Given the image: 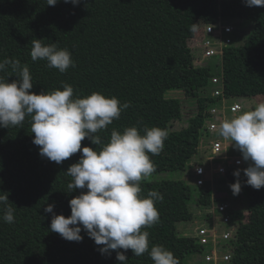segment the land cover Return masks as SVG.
Segmentation results:
<instances>
[{
  "label": "trees",
  "instance_id": "trees-1",
  "mask_svg": "<svg viewBox=\"0 0 264 264\" xmlns=\"http://www.w3.org/2000/svg\"><path fill=\"white\" fill-rule=\"evenodd\" d=\"M231 18L249 21L251 28L244 31L227 20ZM220 20L233 25V33L243 37L242 42L235 45L234 38L222 58L196 64L200 57L190 51V41L195 35L202 37V22L218 24ZM36 39L67 49L75 67L60 73L48 68L45 60L32 61L30 51ZM256 39H264V7H248L244 0H79L77 5L59 0L55 6H47V0H0V61L19 60L22 66L27 65L33 83L30 91L36 94L63 90V84H68L74 99L97 92L115 96L121 104L128 102L130 106L120 118L96 134L101 145L86 138L81 147L101 150L113 130L123 132L135 126L143 135L144 129L158 127L167 132L164 148L159 155L149 156L156 169L153 174L159 175L184 172L194 157L202 155L200 149L210 135L207 120L213 105L221 101V96L212 95L214 76H223L229 96H264V42ZM0 76L9 82L17 79L10 68ZM193 101L196 111L190 113L189 125L172 129L173 122L185 116V102ZM33 138L30 117L20 126L0 128V194H7L8 203L15 208L14 222L8 224L2 219L0 205V264H121L115 251L101 254L102 246L83 229L80 242L67 241L49 230L53 214L45 213L44 207L53 204V212L67 218L71 215L70 199L87 191L68 193L67 189L71 177L66 171L81 153L57 165L39 155ZM247 166L245 162L239 167L240 178L245 180L243 169ZM223 179L218 177L215 182L225 183ZM140 184L141 197L152 190L163 196L155 202L159 222L142 228L149 233V247L181 250L184 258L202 250L196 237L177 235L176 224L194 218L192 205L207 208L206 217L211 220L213 188L209 182L196 187V200L192 186L181 178ZM244 193L250 203L261 199L264 206V187L256 190L245 184ZM242 216L234 211L235 219ZM260 223L259 232L264 221ZM237 234L239 238L232 241L234 261L252 264L255 259L251 257L264 248V233L260 239L243 236L241 231ZM125 255L126 264H153L147 252L135 257L129 249Z\"/></svg>",
  "mask_w": 264,
  "mask_h": 264
},
{
  "label": "clouds",
  "instance_id": "clouds-1",
  "mask_svg": "<svg viewBox=\"0 0 264 264\" xmlns=\"http://www.w3.org/2000/svg\"><path fill=\"white\" fill-rule=\"evenodd\" d=\"M58 2L47 0V6H55ZM64 2L77 5L79 0ZM244 3L248 7H264V0H244ZM192 30H197V24L193 23ZM198 49L202 53V47ZM30 56L32 61H47L48 68L58 69L60 73L75 67L71 53L59 49L55 42L45 45L42 39L33 40ZM9 68L17 79L9 82L0 76V128L20 126L26 117H30L32 142L39 147L42 158L59 165L73 154L81 153L78 162L66 171L71 177L67 189L68 193L77 189L87 191L70 199L71 215L67 218L56 215L53 204L44 207L45 213L53 214L49 230L67 241L80 242L83 229L96 245L102 246L99 248L101 254L111 255L115 251L116 260L121 264H126L125 253L129 249L135 257L147 252L153 264H179L163 245L150 248L149 233L142 231V228L159 222L155 202L163 196L152 190L147 197H141L140 182L155 172L149 153L160 154L167 132L152 127L144 129L141 135L132 126L123 132L113 130L108 143L99 151L89 146L82 148L81 142L86 138L93 145H101V137L96 134L118 120L130 104H121L117 97H106L97 92L74 99V90L68 84H63V90L36 94L30 91L33 83L27 65L22 66L19 60L0 61V72H7ZM218 134L231 141L248 164L243 169L244 184L256 190L264 187V102L257 104L254 110L224 120L218 127ZM233 175L236 181L229 187L235 196L242 188L241 170H235ZM8 201L7 194H0L2 219L11 224L15 208Z\"/></svg>",
  "mask_w": 264,
  "mask_h": 264
},
{
  "label": "built area",
  "instance_id": "built-area-1",
  "mask_svg": "<svg viewBox=\"0 0 264 264\" xmlns=\"http://www.w3.org/2000/svg\"><path fill=\"white\" fill-rule=\"evenodd\" d=\"M201 24H203V35L200 41L202 53L198 62L210 58H222L224 48L234 42L235 27L221 20L218 24L213 22H202ZM212 81V95L221 96V101L213 105L211 116L207 120L206 131L209 134L213 133L211 144L208 145L209 141L204 144H207L208 152L205 151L199 156L200 159L194 164L192 176L194 183L199 187L215 181L218 177H227L230 171L242 167L245 163L241 153L231 145L232 142L223 139L218 134L219 125L224 120H231L232 117L235 118L245 112V106L235 101L236 96H229L226 93L222 75L214 76ZM212 205L215 214L212 215L211 225H208L211 228L205 224L195 231V237L203 251V264H236L234 261L235 246L223 242L233 240L235 235L238 237L235 231V222L238 218H234L236 209L228 201H221L215 205L212 203ZM233 220L235 222L232 225ZM206 250L210 251L205 254Z\"/></svg>",
  "mask_w": 264,
  "mask_h": 264
},
{
  "label": "rangeland",
  "instance_id": "rangeland-1",
  "mask_svg": "<svg viewBox=\"0 0 264 264\" xmlns=\"http://www.w3.org/2000/svg\"><path fill=\"white\" fill-rule=\"evenodd\" d=\"M229 22L239 25V28H243L245 29L244 31H248L251 28V23L249 21L246 20H239V19H227ZM237 27V26H236ZM234 38L235 40V45H239L242 40L243 37L241 39L237 38L236 33L234 34ZM200 40L201 37L199 35H195L194 40H191L190 43L191 48L190 51H192V53L196 56L199 57V55H201V51L199 48L200 46ZM262 40V42H264V39H256L257 42H260ZM201 58V56H200ZM204 60H200L198 62V59L195 60L196 64H200L203 63ZM235 101L236 102H241L242 104L245 105V112L247 111H251L254 110V108L256 107L257 104L264 102V96H257V97H235ZM186 107L184 108V113L185 116L183 118H181L180 120H175L171 126L172 129L177 130V129H182L185 128L189 125V120H190V113H193L194 111H196V106H195V102H185ZM213 133H211L210 135H207V137H209V142L208 145L211 144V137H212ZM208 152V146L207 144L202 146L200 149V154H203L204 152ZM200 157H194L191 160V164L188 166V168H186V170L184 172H173V173H163V174H152L150 177H148L145 180H142L140 183H143L144 181H149L151 179H160V178H168V179H183L184 182L186 184H190L193 188V200H196V198H198V194H199V188H198V192L196 189V184L194 183V178L192 176V172H193V168H194V164L197 161V159H199ZM240 169V168H238ZM231 176V178H227V177H221L224 178L223 180L225 181V183L220 182L217 183L215 181L209 183L208 185L212 186L211 188H213V194L211 196H213V203L218 204L221 201H228L231 203L232 207L240 212L243 213L242 218H238V220H233L232 225L234 224V222L236 223V229L235 231L239 233V231H241L243 236H247L251 238L252 236H255V238L258 237V239H260V236L263 235V230H264V224L259 232L258 230V224L260 223L262 225V222L264 221V206H263V202L261 199L257 200L254 204V202L250 203V201L248 200V198L245 196L244 193V188H245V184L244 178H240L241 180V184H242V188L241 191L238 195H233L229 185L232 183H235L236 181V177ZM142 185V184H140ZM253 204V205H252ZM194 206V207H193ZM254 206V207H253ZM192 209H194V213L195 216L192 220L190 221H181L179 223H177L176 228V234L177 235H181V236H195V231L196 229H198L199 227L205 225H211V220H209L206 217V210H200L201 207L199 205H192ZM205 209V208H204ZM253 209V210H252ZM211 211L213 212V216L215 214L214 212V207L212 205L211 207ZM206 212V213H205ZM219 214V213H218ZM213 218V217H212ZM210 227V226H208ZM211 228V227H210ZM241 235V236H242ZM238 237H236L233 240H237L239 238V235L237 234ZM223 241L224 244H228V245H233L235 246L232 241ZM261 243V242H259ZM199 244V243H198ZM264 247V243H261ZM200 245V244H199ZM201 246V245H200ZM171 251L175 258L179 261V264H203V251L202 250H198L195 251L194 253H191L187 259L186 257H183V253L181 250H169ZM210 250H206L204 251V253H208ZM241 256V255H240ZM258 257V258H256ZM252 259H255L253 261L252 264H264V248L261 249V251H258L257 254H255V256L251 257ZM186 259V260H185ZM255 262V263H254ZM242 264V263H241ZM247 264H251V263H247Z\"/></svg>",
  "mask_w": 264,
  "mask_h": 264
}]
</instances>
